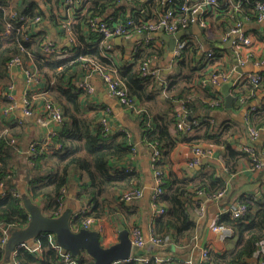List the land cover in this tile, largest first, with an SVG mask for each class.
<instances>
[{
    "label": "trees",
    "instance_id": "1",
    "mask_svg": "<svg viewBox=\"0 0 264 264\" xmlns=\"http://www.w3.org/2000/svg\"><path fill=\"white\" fill-rule=\"evenodd\" d=\"M60 1L45 2L47 10L37 4L36 0H17L14 7L19 13L28 15L32 19L41 16L44 21L49 20L59 31L61 30L59 34L66 38L67 35L56 22L54 11L50 8V3L59 5ZM239 1L240 11L258 21L259 9L256 7V0ZM7 4V0H0L1 6ZM227 4L230 3L217 7L215 13L222 16L229 7ZM244 6H246L245 10H243ZM166 7L167 5L161 3V0H85L83 6L77 10L72 33L77 42L73 47L81 50L87 59L67 58L60 66L51 64L42 56V38L51 35L47 27L37 29L32 26L31 21L29 25L21 22V25L29 27V40L15 33L4 38L2 31L5 30L8 14L0 7V182L6 181L17 190V194L9 192L5 196L0 195V225L9 226L12 232L30 222V215L23 206V193L19 188L20 169L25 170V175L21 179L26 186L24 195L36 202L44 214L54 217L64 211L60 201L66 200L71 176L75 173L81 176L77 198L86 203L84 208L74 212L76 214L72 227L75 230L82 228L83 222L89 217L100 219L104 216L109 194L118 191L119 195L122 191L142 188L140 175L126 161L137 152L136 146L131 142L130 131L123 128L107 135L100 123L104 107L98 108L95 116L85 114L82 107V96L87 92L77 84L78 78L91 62H96L109 69H117L129 96L144 109L143 114L136 115L142 133L141 145H146L151 150V145L155 144L161 150L160 160L152 169L159 170L164 175L161 186L164 192L157 204L166 211L162 216L154 219L152 227L154 235L171 234L173 242L181 246L194 241L197 223L193 218L192 210L197 206L195 197L204 194L211 198L219 191L225 190L227 183L222 175L215 171L204 173L198 180L179 178L165 170V159L180 140L196 141L199 144L209 140L224 146L228 145L229 136L225 134L227 120L221 121L213 117L214 121H212V117L206 114L208 112L203 111L202 100L194 94L198 92L201 80L208 74L206 71L203 73L209 65L205 61L204 52L201 53L203 45L187 36L184 37L186 44L181 50L180 57L167 64L166 68L170 69V72H166L165 67H160L158 62L167 55V44L162 38L141 40L132 48L127 58L126 47L122 48L121 55L108 52L106 45L102 43L101 33L89 29V19H102L108 25L133 19L140 24L155 15L157 17ZM247 7L252 11H246ZM152 12L154 13L151 16ZM234 18V21L241 18L239 12ZM15 23L19 25L17 21ZM159 40L162 44L157 43ZM112 44L114 49L118 47L114 42ZM58 45L60 49L71 50L66 45L59 43ZM20 46H24L27 51H22ZM15 56H21L26 67L37 70L39 80L45 83V89L49 90L53 100L61 105L65 118L56 130L51 143L45 144L44 141L39 140L28 142L34 144L35 150L32 153H26L21 148L25 146L20 142L24 140L25 133L19 129V126L25 120H9L2 111L9 104L3 92L7 91L14 78L10 76L8 63ZM149 59H152L155 66L162 68L160 77L143 75L142 67ZM214 61L216 60L211 61L210 64H214ZM211 67L210 72H213L223 70L226 66L218 64ZM258 74L263 77L260 84L262 85L264 74L260 72ZM248 85L252 89L260 86L250 82ZM204 87L207 89V85ZM164 94L167 95L164 99L170 106L169 110L165 109V103L161 101V96ZM205 95L211 96V93L208 91ZM234 95L237 101L244 97L243 105L250 100V96L244 91L234 92ZM212 97L215 99H210L208 103L222 108L223 100ZM179 102L187 109L188 122L199 121V125L194 126L192 132L176 126L179 109L176 103ZM256 108L255 111H251L250 120L258 128L264 125V103ZM12 139H16L17 143L11 144ZM245 153L237 152L232 148L224 151L223 159L230 173L237 171V156L243 157ZM38 171L45 174L34 177L31 175ZM239 200L248 206V211L243 217L234 218L226 213L218 220L219 224L231 229L230 235L226 236L225 240L237 236L235 247L217 252L206 246L209 248L208 257L202 264H253L251 259L260 253V247L264 246V193L260 197L242 195ZM117 201L126 203L119 198ZM4 238L0 228V258L6 255ZM35 242L40 243L38 251L31 252L24 247L17 248L15 255L17 264H68L62 261L61 252L53 247L48 234H39ZM136 257L140 256L136 255L130 261L115 264H139L140 261ZM77 264H93V259L83 252L77 257ZM148 264L183 263L159 262L151 258Z\"/></svg>",
    "mask_w": 264,
    "mask_h": 264
},
{
    "label": "crops",
    "instance_id": "2",
    "mask_svg": "<svg viewBox=\"0 0 264 264\" xmlns=\"http://www.w3.org/2000/svg\"><path fill=\"white\" fill-rule=\"evenodd\" d=\"M36 1L37 4H39L44 10H47L44 0ZM239 2V0H220L222 6L226 3H230L227 4L229 7L223 14L224 16H221V14L217 13L213 14L211 16V24L208 27L209 29L206 28L200 30L197 27H192L190 30L192 35H187V38L201 43V45H203L202 50H214L216 53V61H214V66L218 64L225 65L226 67L223 68V70H227L231 74L229 80L233 78L236 79V86L231 89V94L234 97V92L237 91H244L247 93V96H250V100L246 105H243L244 102L241 103L239 99L238 101L237 99H234L232 107H227L225 105V96L223 90L225 83H227L229 80L220 82L217 85L209 83L207 85V89L204 87L206 85H203L200 82L198 92H195L194 94L195 96H199L198 98L202 100L201 105H204L203 111L205 113L206 111L208 112L206 114L209 117H212V121H214L213 117L221 121L227 120V124L225 125V134L229 136L227 139L228 145L224 146L220 143L209 140L200 144L196 141L180 140L165 159V170L169 174L179 178L198 180L204 173H212L215 171L222 175L227 183L225 195L219 199H213L207 196L206 199L203 195H200V197H195L197 206L192 210V214L194 220L197 223L196 235L194 241L188 245H176L172 240L173 238L171 234H167L170 237V242L168 245L154 246L150 242L151 229L153 230L152 227L154 221L152 218V213L154 210L152 205V192L155 182L154 172L151 165V150L146 145H141L142 133L138 118L131 111L125 108L116 97L109 93L106 85L99 76L95 74L87 76L84 71L79 75L78 82L83 81L84 76H87V81L93 86L94 89L92 94L86 93L82 96V107L85 111V114L95 116L98 108L108 106L111 109L110 122L112 128H114L113 132L121 128L128 129L130 131L131 142L136 146L137 152L136 154L132 155V157L127 158L126 161L131 164L140 175L141 186L143 188V195L132 203L122 204V202L117 201L118 191H114L108 195L109 202L106 204L105 214L99 219L97 225L93 227L100 231L102 244L104 246H111L119 241V226L123 224L130 231L134 226L140 227L147 241L144 247L139 248L137 252H133V257L136 255L148 258L154 256H162L167 258L171 256L178 259L179 263L199 264L202 249H204L206 246L211 247V249L217 252H222L226 249H232L235 247L237 236L225 240L224 236L213 232L212 226L215 224L219 213L222 212L226 206L236 204L237 201H239L240 196L252 195L255 197H260L264 193V170H252L250 160L247 157V154L242 150L247 145H256L260 149L264 148V125L258 127L259 134L253 140L248 130V127L253 124L250 118L247 119L253 106L259 107L264 103V83L259 87L252 89V87L248 85L249 82L245 80V77L249 73L260 72L264 74V64L261 66H256L255 64L257 60L264 58V21H256L243 14V12L240 11V7H237ZM245 8L246 6H244L243 10H245ZM246 11L251 12L252 10L250 7H247ZM237 12H239V17L241 16V18L234 21V17L237 16ZM153 13L154 12L151 13V16ZM237 22H241L243 32L251 35L254 39V45L251 48L240 47L237 49L240 55L247 60V64L244 66L240 65L238 62V65L243 67L244 73H240L236 69L238 66L234 61L236 54L234 56L232 53L233 51H236L235 47H228L222 42V36L232 27H234ZM41 27H44L45 29L47 27L51 34L50 36L53 39H57L56 41L59 44L66 45L68 47V42L65 40L64 36L59 34L61 30L59 31V29H57L55 25L52 24V22L46 20ZM195 29H197L196 33H194ZM156 38L161 37L156 36ZM203 38H206L205 42L203 41ZM125 39H127V43L123 42L121 45H118L114 42L118 46L115 48L114 53L121 55L122 48L126 47L127 53L125 56L128 58L130 51L139 41V36L134 35ZM157 43L162 44V41L159 40ZM201 53H203V51H201ZM167 57L165 56L163 60L158 62L160 67H165V71L170 72V69L166 68ZM211 68V64L209 63V65L203 70V73L206 71L209 74ZM205 77L203 79H205ZM12 83H14V89L11 93L14 95L16 108L7 117L9 120H25L24 123L19 126V129L25 133L24 140H19L25 145L21 146V148L24 150L29 144V141H44L47 135L46 129L37 123L35 116L24 117L22 113L24 94L26 91L34 92L36 90H41L42 88H45L46 85L44 82L39 80L35 84L29 86L26 82L24 74L20 70L14 72ZM208 91L211 93V96L205 95ZM166 96L167 95L165 94L162 95L161 101L165 103V109L169 110L170 106L164 99ZM212 96L218 97V99L221 101L223 100L224 105L222 108L208 103L210 99H215ZM179 103H176L177 106H179ZM205 106H210L212 108ZM175 131L176 130L173 127V132ZM196 147L210 148L212 149V153L209 157H202L199 164L196 166H190L189 162L194 155L193 150ZM228 148H232L237 152L245 153L243 157L237 156V171L234 173H230L228 171L223 159L224 151H228ZM18 173L21 175L19 180V188L24 195L26 194V186L24 180L21 179L25 175V170L20 169ZM44 174V172L38 171L33 172L31 175L34 177ZM226 175L230 177L229 180L226 178ZM80 182L81 176L79 174L75 173L71 176V181L67 188L64 210L70 208L72 212H77L86 203L85 201H81L77 198ZM202 207L203 211L199 212V209ZM259 252L261 254L257 253L251 259L253 264H264V246L260 247ZM11 258L8 261H5V256L0 258V264H13Z\"/></svg>",
    "mask_w": 264,
    "mask_h": 264
},
{
    "label": "built area",
    "instance_id": "3",
    "mask_svg": "<svg viewBox=\"0 0 264 264\" xmlns=\"http://www.w3.org/2000/svg\"><path fill=\"white\" fill-rule=\"evenodd\" d=\"M16 1L17 0H7V5H0V7H2V9L8 14V17L6 19L5 30L2 31V36L4 38H7L15 33L24 36V39L29 40V27L21 25L20 23L25 22L29 25V21H31L32 26L34 28L39 29L41 28L44 19L41 16H37L35 19H32L28 15L19 13L14 7ZM44 1L48 2V0ZM84 2L85 0H61L59 5L50 3V8L54 11L56 22L63 29L65 35H67L65 40L68 42V47L71 48V50L60 49L58 42L51 36L47 35L43 37L41 42L42 56L51 64L60 66L65 59L71 57H76L75 59L78 60L87 59L85 56H83L81 50H78L73 47V44H77V42L72 33V26L77 19V10L83 6ZM161 3L167 5L165 10L163 12H160L157 17L155 15V17H152L151 19L143 23L138 24L133 19H127L115 23L114 25H108V23L102 19L93 18L89 19V29L97 30L101 33L103 37L102 43L106 45V49L108 50V52L112 53L115 51V49L113 48V44L111 45V43L114 42L113 39L115 37L127 38L134 35L143 36V38L139 39V41L136 43L139 44L141 40L145 39L148 41L149 39L153 38L152 34H156L159 32L177 34L181 31H186L191 26H199L203 29L208 28L210 26L211 16L215 13L216 8L221 5L219 0H161ZM255 4L256 7L259 9L258 21H264V0H256ZM240 5L241 3L239 2L237 4V7H240ZM15 21H17L19 25H17ZM144 35L146 37H144ZM232 37H235L233 46L236 49L235 54L238 57V62L240 65L244 66L247 64V60L240 55L237 49L240 47L251 48L254 45V39L251 35H248L243 32L241 22H237L234 27H232L228 32L223 35L222 42L226 44ZM185 44V38L179 39L177 41L173 59L180 57L181 50L185 46ZM20 47L22 51H27L24 46ZM203 52H205V61H207V63H210L211 61L215 60L216 54L214 50H203ZM104 55L107 56L108 54ZM214 64H211V66H214ZM255 64L256 66L263 65L264 58L257 60ZM14 67H16L18 71H22L29 86L39 81L37 70L32 69L30 67H26L24 60L21 56H15L8 63V70L10 72L11 77H13L14 72L17 71L14 69ZM161 71L162 68L155 66V63H152V59H149L142 67L143 75H152L155 77H160ZM85 73L87 76L93 74L99 76L103 83L106 85L109 93L116 97L119 102L129 111H131L134 115H141L144 113V109L142 107H139L129 96L128 91L124 86L119 76V73L117 72V69H109L100 63L91 62V65L85 69ZM87 76H84L83 81L78 82V85L85 89L88 94H92L94 92V89L93 86L87 81ZM230 77L231 74L227 70H215L213 72H210L205 77V79L201 80V83L203 85H208L209 83L217 85L220 82L229 80ZM245 80L249 81L250 83H253L255 86H258L263 81V77L258 73H249L245 77ZM13 89L14 83L9 84L8 90L3 92L4 98L9 101V104L3 109V113L5 116H8L16 108L14 95L13 93H11ZM244 100V97H241L239 99L241 103H243ZM178 108L179 109L177 111L176 124L177 128L182 130H189V132L194 131V126L199 125V121L188 122L187 109H185L184 105L181 103H179ZM256 109L257 108L253 106L251 108V111H255ZM22 113L24 117L35 116L37 119V123L41 127L46 129L47 135L44 140L45 144H49L52 142L56 135V130L60 127V125L65 119L61 105L53 100L49 90L45 88H42L41 90H36L34 92H25L23 97ZM249 118L250 115L247 117V119ZM110 119L111 109L108 106L104 107L103 113L100 117V123L104 127V131L107 135L114 133V128H112ZM248 128L249 134L254 140L259 134V128H256L254 125H250ZM16 143V139L11 140V144ZM34 150V144L30 143L26 146L23 151L26 153H32L34 152ZM135 150H137V148H135ZM243 150L248 154L252 170H264V148L258 149L256 145H247L243 148ZM193 152L194 155L191 161L189 162L190 166H196L197 164H199L202 157L211 156L212 149L196 147ZM160 157L161 150L157 147V145L152 144V167L156 162L160 160ZM153 172L155 186L152 192V205L154 209L152 213V218L154 220L156 217L162 216L165 213L166 209L157 204V201L164 192L163 188L161 187L163 184L164 175L159 170H154ZM9 192L17 194V190L12 185L7 183L6 181L0 182V195L5 196ZM225 192L226 190L219 191L211 198L219 199L225 195ZM142 195L143 188H133L120 192L118 198L120 201L132 203L133 201L139 199ZM65 201L66 200L61 199V205L64 206ZM202 211L203 207L199 209V212ZM247 211V204L240 200L237 201V203L234 205L226 206L222 210V212L219 213L215 224L212 226L213 232L219 233L224 237L229 236L231 229L226 225L218 223V220L221 218V215L227 213L234 218H238L243 217L247 213ZM98 221L99 219L89 217L83 222L82 227L92 229L94 226L97 225ZM0 228L2 229L3 235L5 236L3 240V246H5L11 234V231L9 226L3 227L2 225H0ZM130 237L133 243V247L142 248L147 243L142 229L138 226L132 227L130 231ZM48 238L53 247L59 249V251L61 252L63 262L68 264H77V257L73 256L71 253H62V248L57 243L53 234H48ZM150 242L154 246H165L169 244L170 237L168 235H154L153 230L151 229ZM19 247H24L25 249H28L31 252H35L40 250V243L35 242L34 239L33 242H24L20 244ZM16 251L17 250H15L11 255L13 264H17L15 261ZM208 251L209 248L204 247V249H202L199 264H202L204 260L207 259ZM151 258H155V260L159 262L164 261L167 263H177L178 261V259L171 256L167 258L162 256H154ZM151 258L139 257L137 259L140 262H143L144 264H148Z\"/></svg>",
    "mask_w": 264,
    "mask_h": 264
},
{
    "label": "water",
    "instance_id": "4",
    "mask_svg": "<svg viewBox=\"0 0 264 264\" xmlns=\"http://www.w3.org/2000/svg\"><path fill=\"white\" fill-rule=\"evenodd\" d=\"M161 37L167 43L168 57L167 64L174 57V50L179 39L186 37V31H181L177 34H168L159 32L152 34V37ZM144 37H146L144 35ZM143 36H139L142 39ZM235 37H232L226 45L233 46ZM57 40V39H56ZM113 41L121 45L123 42L127 43L124 37H115ZM131 44V43H129ZM235 56V51L232 52ZM235 64L238 65V59L235 56ZM17 70L16 67H14ZM237 71L244 73L242 66L236 67ZM167 70V69H166ZM259 71V70H256ZM236 86V79L233 78L225 83L223 90L225 96V105L232 107L235 97L231 94V89ZM229 180L230 177L226 175ZM206 199L207 197L203 195ZM23 206L30 215V222L19 229L11 232L5 244V261L11 258L12 253L17 250L20 244L24 242H33L34 239L42 233L53 234L57 243L62 248V253H71L73 256L78 257L81 253L85 252L93 259V264H114L118 262L133 259V252H137L139 248L133 247L130 237V230L125 225L119 226V241L111 246H104L102 244L101 233L98 229L80 228L75 230L72 227L74 219V212L70 208L65 209L58 216H48L44 214L41 207L31 198L23 195ZM139 264H144L139 262Z\"/></svg>",
    "mask_w": 264,
    "mask_h": 264
},
{
    "label": "rangeland",
    "instance_id": "5",
    "mask_svg": "<svg viewBox=\"0 0 264 264\" xmlns=\"http://www.w3.org/2000/svg\"><path fill=\"white\" fill-rule=\"evenodd\" d=\"M192 27H197V28H199L200 30H203V28H201V27H199V26H191L190 28H188L187 30H186V35H192V33H191V29H192ZM196 30L197 29H195L194 30V33H196ZM203 41L205 42L206 41V38H203ZM168 56V54L166 55V57ZM29 163V162H28Z\"/></svg>",
    "mask_w": 264,
    "mask_h": 264
}]
</instances>
